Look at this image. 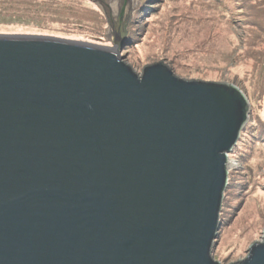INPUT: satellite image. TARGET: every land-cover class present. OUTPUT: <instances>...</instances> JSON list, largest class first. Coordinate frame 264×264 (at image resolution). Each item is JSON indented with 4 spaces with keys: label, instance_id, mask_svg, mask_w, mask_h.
<instances>
[{
    "label": "water",
    "instance_id": "water-1",
    "mask_svg": "<svg viewBox=\"0 0 264 264\" xmlns=\"http://www.w3.org/2000/svg\"><path fill=\"white\" fill-rule=\"evenodd\" d=\"M107 43L0 34V264H264L217 255L248 86L128 58L144 0H90Z\"/></svg>",
    "mask_w": 264,
    "mask_h": 264
},
{
    "label": "rangeland",
    "instance_id": "rangeland-1",
    "mask_svg": "<svg viewBox=\"0 0 264 264\" xmlns=\"http://www.w3.org/2000/svg\"><path fill=\"white\" fill-rule=\"evenodd\" d=\"M0 14V34L107 43V21L90 0H31ZM126 42L143 68L168 58L189 77L248 86L253 117L229 153L232 185L217 255L243 259L264 236V0H144Z\"/></svg>",
    "mask_w": 264,
    "mask_h": 264
},
{
    "label": "trees",
    "instance_id": "trees-1",
    "mask_svg": "<svg viewBox=\"0 0 264 264\" xmlns=\"http://www.w3.org/2000/svg\"><path fill=\"white\" fill-rule=\"evenodd\" d=\"M242 2H245V0H242ZM33 3L35 2H31V0H0V4H4L8 9L21 8L22 5L24 6L23 8H25ZM1 11H5L3 8L0 9V14H7V12Z\"/></svg>",
    "mask_w": 264,
    "mask_h": 264
}]
</instances>
